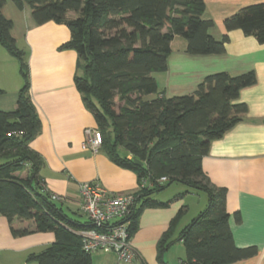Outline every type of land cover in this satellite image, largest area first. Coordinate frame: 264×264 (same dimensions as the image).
<instances>
[{"label":"trees","instance_id":"trees-1","mask_svg":"<svg viewBox=\"0 0 264 264\" xmlns=\"http://www.w3.org/2000/svg\"><path fill=\"white\" fill-rule=\"evenodd\" d=\"M5 1L0 0V45L17 60L23 84L16 107L0 110V214L9 223L14 218L31 219L36 230L54 233L55 240L27 261L90 264V254L81 248V236L72 229L94 225L88 219L82 224L72 222L50 198L38 175L43 160L29 143L40 132L41 121L31 99L24 51L12 35L13 21L2 13ZM13 1L19 9L29 7L36 24L54 21L69 28L70 37L59 49L76 51L74 82L100 131L99 149L138 177L136 195L141 205L126 218L130 235L137 230L144 207L167 204L152 199L154 191L180 182L188 191L202 190L207 196L206 207L179 232L186 254L182 264H231L254 255V246L234 243L226 192L209 181L201 166L210 142L246 112V104L236 100L243 87L255 83L254 71L234 76L224 71L209 74L192 93L172 97L159 94L153 76L167 69L174 35L186 39L190 54L225 51L227 35L214 38L209 33L213 21L202 17L205 0ZM223 24L227 31L240 29L264 43V3L241 7ZM24 170L26 174L21 175ZM161 176H166L162 184L158 182ZM182 212L157 243L159 264H166L163 253L173 243L172 226ZM11 231L16 235L27 232Z\"/></svg>","mask_w":264,"mask_h":264},{"label":"crops","instance_id":"crops-1","mask_svg":"<svg viewBox=\"0 0 264 264\" xmlns=\"http://www.w3.org/2000/svg\"><path fill=\"white\" fill-rule=\"evenodd\" d=\"M254 3H264V0H205L202 17L213 21L209 33L214 38L219 40L227 35L225 51L190 54L186 51V39L174 35L167 69L153 73L159 94L166 97L192 93L206 75L216 72L224 71L232 76L249 70L255 73V83L243 87L236 100L247 106L242 119L210 142L201 161L209 181L226 192V210L234 243L238 247L257 249L254 255L231 264H264V43L240 29L227 31L223 24L226 17ZM2 13L13 21L12 35L17 46L29 51L35 60L30 94L41 128L29 146L43 160L38 175L49 193L62 197L60 205H56L63 213L72 222L82 224L87 218L80 211L79 183L96 180L115 194H136L137 174L115 164L100 149L81 147L85 128L96 124L75 86L76 51L59 49L70 37L69 28L54 21L36 24L30 8L19 9L13 0L5 1ZM22 84L17 60L0 45V89L3 91L0 110L16 107ZM24 174L25 170L21 175ZM187 190L164 199L151 195L152 199L167 204L141 210L138 228L131 236L134 256L130 262L119 259L115 252L98 250L90 254V264H159L157 243L181 210L182 215L172 226V235L187 225L181 223L189 209L185 201ZM140 205L139 200L136 206ZM81 214L84 220L80 219ZM11 228L27 232L16 235ZM72 230L80 235V229ZM54 240L52 231L36 230L31 219L14 218L9 223L0 214V264H38L27 261L28 256L42 251ZM163 255H169V250Z\"/></svg>","mask_w":264,"mask_h":264},{"label":"built area","instance_id":"built-area-1","mask_svg":"<svg viewBox=\"0 0 264 264\" xmlns=\"http://www.w3.org/2000/svg\"><path fill=\"white\" fill-rule=\"evenodd\" d=\"M84 132L85 140L81 147L97 151L101 145L100 131L96 127H88ZM165 181L166 176L158 179L160 184ZM78 188L80 211L94 225L81 230V248L89 254L98 250L112 251L119 259L130 262L134 253L126 218L137 207V195L115 194L96 180L81 182ZM50 198L60 201L62 197L50 192Z\"/></svg>","mask_w":264,"mask_h":264},{"label":"rangeland","instance_id":"rangeland-1","mask_svg":"<svg viewBox=\"0 0 264 264\" xmlns=\"http://www.w3.org/2000/svg\"><path fill=\"white\" fill-rule=\"evenodd\" d=\"M70 15H73V14H70ZM20 49H22V48H20ZM24 54H25V60L27 62V66H28L29 78L31 81V75H32V72L34 70L33 64L35 63V60L32 59L29 51H26V52L24 51ZM187 189L188 188L180 182H172L169 185H165L162 189L155 190L152 197L157 198V199H164V198H167L169 196H172L176 192L182 193V191H183L182 194H184V190H187ZM185 196H186L185 197L186 205L189 207V209L184 214V216L181 220V223L183 225L189 224L191 222V220L193 218H195L198 215V213L201 210H203L207 205V196H206V193L202 190L188 191V193L185 194ZM204 199L206 200V202H204ZM54 202L56 204L60 203L59 200H55ZM76 217L79 218V215H77ZM80 217H81L80 218L81 220H84V216L82 214L80 215ZM178 236H179L178 232H176L172 235L171 239H173V243L167 249V250H169V255H163V261L166 264H182V261L186 257L184 245H183L182 241H180L178 239Z\"/></svg>","mask_w":264,"mask_h":264},{"label":"water","instance_id":"water-1","mask_svg":"<svg viewBox=\"0 0 264 264\" xmlns=\"http://www.w3.org/2000/svg\"><path fill=\"white\" fill-rule=\"evenodd\" d=\"M134 162H136V163H138V164H142V162L141 161H139V160H134Z\"/></svg>","mask_w":264,"mask_h":264}]
</instances>
